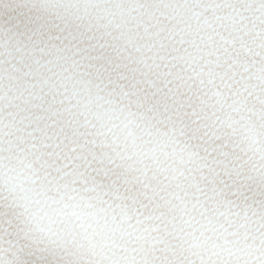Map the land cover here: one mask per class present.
Segmentation results:
<instances>
[{"label": "snow or ice", "instance_id": "6c2138e0", "mask_svg": "<svg viewBox=\"0 0 264 264\" xmlns=\"http://www.w3.org/2000/svg\"><path fill=\"white\" fill-rule=\"evenodd\" d=\"M0 264H264V0H0Z\"/></svg>", "mask_w": 264, "mask_h": 264}]
</instances>
